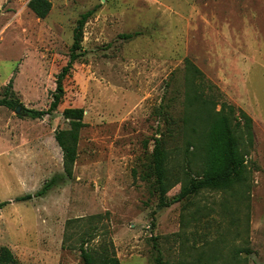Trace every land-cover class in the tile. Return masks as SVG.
Returning a JSON list of instances; mask_svg holds the SVG:
<instances>
[{
  "label": "rangeland",
  "instance_id": "374dc122",
  "mask_svg": "<svg viewBox=\"0 0 264 264\" xmlns=\"http://www.w3.org/2000/svg\"><path fill=\"white\" fill-rule=\"evenodd\" d=\"M50 1L39 18L29 0H0V97L12 78L10 97L24 109L49 108L90 12L58 109L32 118L0 106V245L22 264H83L84 240L120 264H156L158 254L167 264H264V0ZM186 58L208 94L252 117L253 141L242 143L249 178L181 201L177 183L161 206L151 153L169 134L167 117L182 116ZM69 107L85 111L72 177L55 139L70 127ZM167 140L172 179L186 177L182 142Z\"/></svg>",
  "mask_w": 264,
  "mask_h": 264
},
{
  "label": "trees",
  "instance_id": "16d2710c",
  "mask_svg": "<svg viewBox=\"0 0 264 264\" xmlns=\"http://www.w3.org/2000/svg\"><path fill=\"white\" fill-rule=\"evenodd\" d=\"M51 6L50 0H29L28 2V7L39 18H45L50 12ZM89 15L90 12L84 13L78 20L70 49V59L57 75L56 88L49 108L46 110L25 108L30 117L40 118L58 109L64 95V79L70 72L73 63L82 55L83 28ZM137 35H139L138 31L124 33L123 37L132 39ZM183 72L182 116L178 120H174L172 115L167 117V121L171 122L169 134L161 132V135L155 138L151 153L154 186L161 206L168 205L166 195L177 183H181V186L175 201H181L204 189L229 190L235 184H245L249 178L246 165L247 153L243 151L242 143L244 139L250 144L253 141L252 117L242 108H235L233 105L216 99L218 96L216 97L212 93V95L208 94L213 86L204 84V73L190 58L185 59ZM12 89L13 79L11 78L4 88V95L0 97V106L15 110L21 104L17 99L10 97ZM219 104L220 108L217 109ZM170 107V104L160 105V108L167 113L172 111ZM84 112L81 107L65 108L62 113L69 120L70 127L55 132V139L62 150L64 172L68 177L73 176L78 156L80 130L85 125ZM166 137L182 142V146L178 149L184 148V164L190 168V171L186 172V177L172 179V176H178V174L170 173L169 157L171 152H169ZM192 170L194 173L191 172ZM50 185V182L46 183L36 195L45 194ZM31 197H33L32 194H26L15 198V200H28ZM7 203L8 201H0V209ZM84 242L80 244L83 264H120L115 255L110 254L107 248L104 247L105 249L103 248L104 251L101 253L97 251V248H85ZM0 264L22 263L9 247L0 245ZM156 264H167V262L158 254Z\"/></svg>",
  "mask_w": 264,
  "mask_h": 264
},
{
  "label": "water",
  "instance_id": "95a60500",
  "mask_svg": "<svg viewBox=\"0 0 264 264\" xmlns=\"http://www.w3.org/2000/svg\"><path fill=\"white\" fill-rule=\"evenodd\" d=\"M15 113L19 115H28V112L22 107V105H18L15 109Z\"/></svg>",
  "mask_w": 264,
  "mask_h": 264
}]
</instances>
